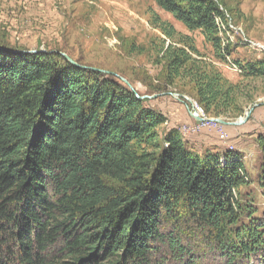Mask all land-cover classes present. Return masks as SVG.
I'll use <instances>...</instances> for the list:
<instances>
[{
  "label": "trees",
  "instance_id": "trees-1",
  "mask_svg": "<svg viewBox=\"0 0 264 264\" xmlns=\"http://www.w3.org/2000/svg\"><path fill=\"white\" fill-rule=\"evenodd\" d=\"M153 1L229 56L214 0ZM163 32L176 35L170 24ZM167 51L168 82L188 68L204 115L231 114L218 71ZM27 52L0 41V264H264V210L253 217L239 197V154L198 155L114 76ZM236 65L264 77V60ZM257 143L264 197V137Z\"/></svg>",
  "mask_w": 264,
  "mask_h": 264
},
{
  "label": "rangeland",
  "instance_id": "rangeland-1",
  "mask_svg": "<svg viewBox=\"0 0 264 264\" xmlns=\"http://www.w3.org/2000/svg\"><path fill=\"white\" fill-rule=\"evenodd\" d=\"M214 1L226 18L222 40L229 45L230 53L223 59L199 31L188 32L153 0H0V41L27 51L64 54L85 67L126 79L140 96H156L147 99V106L163 113L174 128H198L190 136L191 142L201 138L202 132H209L207 141L211 147L202 148L205 142L197 138L193 140L197 145L188 144L195 147L192 149L198 155L212 148L220 154L228 151L241 156L247 184L238 194L243 202L252 205L253 217L258 218L264 210V197L257 184L262 163L257 140L264 137V77H243L236 63L264 60V0ZM164 24L176 31L171 39L163 32ZM170 46L185 49L196 65L206 73L218 71L232 87L231 114H203L202 119L239 122L257 106L249 119L238 127L194 120L184 100L168 95H182L196 103L188 68L173 81L166 79ZM189 46L200 56L189 52ZM220 134L226 139H220ZM216 263L207 257L199 264Z\"/></svg>",
  "mask_w": 264,
  "mask_h": 264
},
{
  "label": "water",
  "instance_id": "water-1",
  "mask_svg": "<svg viewBox=\"0 0 264 264\" xmlns=\"http://www.w3.org/2000/svg\"><path fill=\"white\" fill-rule=\"evenodd\" d=\"M27 53L29 54H38V53H46L45 50H39V51H28ZM68 63H70L71 65L75 66V67H78V68H82V69H89V70H92V71H97L99 73H103V74H106V75H111V76H114L115 78H117L119 81H121L134 95L135 97L138 99V100H145V99H148V100H153L156 98V96H140L136 91L135 89L133 88V86L124 78L120 77V76H117V75H114L110 72H107V71H102V70H98V69H95V68H89V67H85V66H81L79 64H77L75 61H73L72 59H70L69 57H67L66 55L64 54H60ZM168 95H171L174 99L178 100V101H181L183 102L182 100L185 101V104H186V108H187V111L189 113V115L196 121L198 122H211V123H214V124H217V125H221V126H232V127H238L242 124H244L250 117V115L252 114V112L254 111V109L257 107H253L251 108L245 115V118L242 122H234V123H227V122H224L222 121L221 119H211V120H208V119H202L201 117H199V115L196 113V111L194 110V106H193V102L186 98L185 96H182V95H178V94H168Z\"/></svg>",
  "mask_w": 264,
  "mask_h": 264
},
{
  "label": "crops",
  "instance_id": "crops-1",
  "mask_svg": "<svg viewBox=\"0 0 264 264\" xmlns=\"http://www.w3.org/2000/svg\"><path fill=\"white\" fill-rule=\"evenodd\" d=\"M162 114H163V113H162ZM165 127H166V128H174V125H173L172 123H170V124H169V123H166ZM208 133H209V132H208ZM208 133H207L206 131H205V132H202V134H201V135H202L201 138H199V137H195L193 140L203 139V142H202V143L205 142V145H203V146H201V147H202V148L211 147V146H210L211 144H209L208 141H207V139L209 138V137H208ZM190 136H191V135L189 134V135L186 136V138H184V139H187V142H189V143L191 142V141H190V138H191ZM196 138H197V139H196ZM193 140H192V142H195V144H196V141H193ZM192 142H191V143H192ZM193 144H194V143H193ZM196 145H197V144H196ZM198 146H199V145H198ZM201 147H200V148H201ZM192 148L195 150V147H194L193 145H192Z\"/></svg>",
  "mask_w": 264,
  "mask_h": 264
},
{
  "label": "bare ground",
  "instance_id": "bare-ground-1",
  "mask_svg": "<svg viewBox=\"0 0 264 264\" xmlns=\"http://www.w3.org/2000/svg\"><path fill=\"white\" fill-rule=\"evenodd\" d=\"M193 106H194V108H195V110H196V112H197V114L199 115V117H201V116H203V111H202V109L196 104V103H193ZM207 119V118H206ZM239 122H242V121H239ZM236 123H238V122H236ZM180 132V134H181V136L183 137V138H186V136L187 135H189V133L188 132H186V131H179Z\"/></svg>",
  "mask_w": 264,
  "mask_h": 264
},
{
  "label": "built area",
  "instance_id": "built-area-1",
  "mask_svg": "<svg viewBox=\"0 0 264 264\" xmlns=\"http://www.w3.org/2000/svg\"><path fill=\"white\" fill-rule=\"evenodd\" d=\"M194 110H195V108H194ZM184 131L188 132L190 135H194V134H196L198 132V128H194L192 130H184ZM220 139L225 140L226 136L224 134H220Z\"/></svg>",
  "mask_w": 264,
  "mask_h": 264
}]
</instances>
